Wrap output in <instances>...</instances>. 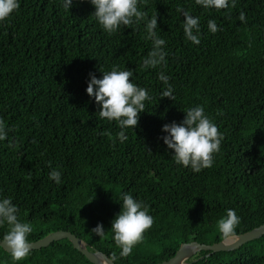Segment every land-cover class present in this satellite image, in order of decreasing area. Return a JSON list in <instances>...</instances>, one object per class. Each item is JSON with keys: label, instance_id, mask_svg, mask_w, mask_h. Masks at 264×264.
<instances>
[{"label": "trees", "instance_id": "16d2710c", "mask_svg": "<svg viewBox=\"0 0 264 264\" xmlns=\"http://www.w3.org/2000/svg\"><path fill=\"white\" fill-rule=\"evenodd\" d=\"M156 15L165 40L162 65L142 69L151 49L143 23L103 32L88 0H19L0 22V120L9 128L0 141V196L11 198L29 242L56 230L80 237L116 264H157L183 242L212 244L223 237L216 221L227 209L239 217L235 233L264 223V0H235V6L206 10L194 0H140ZM199 17V43L186 40L183 12ZM243 13L244 21L239 20ZM213 20L215 33L207 28ZM117 66L133 72L148 91L137 125L126 141L114 121L102 120L85 93L89 73ZM168 76L173 99L160 97ZM202 105L223 139L213 165L199 172L173 162L160 137L161 125L180 122L188 107ZM51 168L61 183L48 179ZM127 192L148 206L151 228L130 255L119 257L110 221ZM90 200V201H89ZM105 233L91 232L97 223ZM6 228H0V234ZM198 251L187 264H264V234L236 249ZM0 264H13L0 249ZM16 264H92L68 239L32 249Z\"/></svg>", "mask_w": 264, "mask_h": 264}, {"label": "clouds", "instance_id": "9594fccd", "mask_svg": "<svg viewBox=\"0 0 264 264\" xmlns=\"http://www.w3.org/2000/svg\"><path fill=\"white\" fill-rule=\"evenodd\" d=\"M73 0H59L60 6L67 11ZM140 0H88L93 7L91 15L99 28L108 35L120 28H126L133 24L143 23L144 38L151 41V49L141 62L142 69L155 68L162 65L166 52L165 40L157 35L156 15L151 17L138 8ZM235 6V0H194V3L206 10H220ZM19 7V0H0V22L6 21ZM182 31L184 38L193 44L199 43V17L192 16L189 12L182 13ZM239 20L244 21L243 13ZM207 28L211 33L218 30L213 20L207 22ZM130 70H120L113 66L111 70L101 72V76L89 73L86 81L85 93L92 98L97 106L96 111L102 120L114 121L120 131L117 132L118 142L126 141V128L137 125L138 115L145 111V101L151 99L148 91L133 82ZM157 78L165 85L160 97L173 99L172 86L168 83V76L162 71L157 73ZM183 111V118L179 123L171 121L161 125L160 137L166 149L171 150V158L174 163L190 168L192 172L210 168L213 165V154L220 149L223 139L218 132L213 120L206 115L202 105L188 107ZM9 128L3 120H0V141H5L9 134ZM48 179L56 184L61 183V172L57 168H51ZM90 201V200H89ZM120 204L119 211L110 221L111 239L119 249V257L124 258L131 254L133 247L142 241L143 234L153 224V218L149 214L148 206L141 200L134 198L127 192L119 194L116 200ZM19 209L11 202V198L0 196V228H6L0 234V249L6 251L13 264L24 260L31 251V245L27 239L33 231L31 223L22 222L18 218ZM239 224V217L234 209H227L225 214L216 221V231L223 238H235V229ZM96 236H103L105 230L99 222L91 228ZM112 261L117 259L116 253L111 256Z\"/></svg>", "mask_w": 264, "mask_h": 264}, {"label": "water", "instance_id": "95a60500", "mask_svg": "<svg viewBox=\"0 0 264 264\" xmlns=\"http://www.w3.org/2000/svg\"><path fill=\"white\" fill-rule=\"evenodd\" d=\"M263 234L264 223L244 233L237 234L235 238H223L212 244L199 243L197 241L183 242L179 245L172 257L157 264H187L188 258L198 251H209L206 255L219 251H230L248 241L261 237ZM65 238L71 242L74 249L79 251L92 264H116L100 250H88L86 244L80 237L67 230H56L38 240L30 242L31 250L46 247L53 241Z\"/></svg>", "mask_w": 264, "mask_h": 264}]
</instances>
